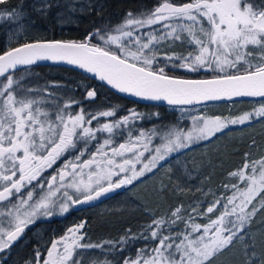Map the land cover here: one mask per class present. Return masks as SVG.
<instances>
[{
	"label": "snow or ice",
	"instance_id": "1",
	"mask_svg": "<svg viewBox=\"0 0 264 264\" xmlns=\"http://www.w3.org/2000/svg\"><path fill=\"white\" fill-rule=\"evenodd\" d=\"M52 6L43 2L39 10ZM5 17L25 30L22 7L0 9V20ZM177 43L182 51L165 50ZM43 61L73 66L84 81L117 93L166 102L191 123L138 130L135 121L142 117L134 109L119 117L118 106L86 109L74 97L64 100L45 87L25 85L32 66ZM177 69L204 78L178 76ZM80 86L83 100L96 99L94 85ZM245 101L253 107L233 114ZM209 105L228 114L209 115ZM256 124H264V0H158L82 40L26 41L0 50V264H8L13 245L38 220L131 191L187 152L234 127ZM243 155V164L206 205L170 208L118 241L93 242L81 221L43 250L36 247L23 264H217L237 244L243 264H264V239L258 243L252 229L264 215V156ZM165 189L161 184V193ZM130 240L154 243L135 256L107 257L122 253Z\"/></svg>",
	"mask_w": 264,
	"mask_h": 264
},
{
	"label": "flooded vegetation",
	"instance_id": "2",
	"mask_svg": "<svg viewBox=\"0 0 264 264\" xmlns=\"http://www.w3.org/2000/svg\"><path fill=\"white\" fill-rule=\"evenodd\" d=\"M5 33L0 34V50L6 47H15L27 40L22 38L13 42L6 39ZM31 42V41H28ZM83 75L75 70L62 66L53 65H35L32 66V73L28 74L23 83L33 88L45 87L50 92H54L58 97L67 100L74 97L83 102L86 109L96 110L103 109V86L98 82L84 81ZM91 84L96 87L97 96L94 101H85L84 88L81 83ZM154 107L155 112L163 111L170 115H165L157 118L156 121H167L175 119L174 108L169 107ZM75 108V106H74ZM135 109L134 107L127 109ZM163 109V110H159ZM172 111V112H169ZM103 119V118H102ZM95 124V122H93ZM142 128V127H141ZM52 170L49 169V172ZM48 173H45L47 175ZM139 184V183H138ZM195 187V186H194ZM119 195H110L105 200L93 202L91 204L80 205L73 208L64 216H54L51 219L38 220L35 225L30 226L25 230V234L18 240L11 250L8 264H23L26 258L34 254V249L40 247L41 250L49 246V242L53 237H59L64 234L68 227L86 221L85 231L93 242L102 241L104 239L119 240L128 229L132 233H137L143 230V227L151 223L153 217H159L168 212L170 208H175L178 205H184L186 208L195 204V195L187 194L185 199L181 196L166 197L165 193L161 195L162 205L152 207L151 204L143 201L142 197L137 194L128 195V190H118ZM145 200V199H144ZM149 202H151L149 200ZM129 212V217L125 215ZM110 219V221H109ZM154 243L146 240H130L128 244L123 246L122 253L108 252L106 253L109 259L118 260L122 256H135L137 249L145 245Z\"/></svg>",
	"mask_w": 264,
	"mask_h": 264
},
{
	"label": "trees",
	"instance_id": "3",
	"mask_svg": "<svg viewBox=\"0 0 264 264\" xmlns=\"http://www.w3.org/2000/svg\"><path fill=\"white\" fill-rule=\"evenodd\" d=\"M39 0H7L6 4L0 5V9H18L23 8L24 18L22 23H27L35 27V37L27 41L37 40H82L84 36L92 31V29L100 27L104 24L116 25L121 22L128 11L134 13L141 10L151 9L158 3V0H92L83 12L75 14L73 20L64 19V12L71 11L76 4L75 0H47L53 6L50 9L38 10L37 2ZM14 21L8 20L6 17L0 20V34L5 33L9 28L16 27ZM178 76H190L192 78H204V74H186L183 70L177 69L174 73ZM91 81V80H89ZM103 109H107L110 105L118 106L117 116L122 117L127 114V109L134 107L135 111L141 114V119L135 121L134 127L140 129L146 127L156 119L162 116L170 115L163 111H158V117H152L154 107L148 105H140L121 98L107 88L103 87ZM163 110V109H159ZM116 117L110 118L115 119ZM255 145L250 147L251 143L240 145L237 151L231 154V158L237 163L244 161V153H250V158H257L261 154L264 155V138L257 137ZM254 156V157H253ZM232 166L227 169L218 171L214 176H202L195 181V204L199 202L206 203L211 200V193L219 194L223 191L222 185L227 183L225 178L227 173L232 171ZM205 193H208L207 195ZM197 222L203 223L202 218H197Z\"/></svg>",
	"mask_w": 264,
	"mask_h": 264
},
{
	"label": "rangeland",
	"instance_id": "4",
	"mask_svg": "<svg viewBox=\"0 0 264 264\" xmlns=\"http://www.w3.org/2000/svg\"><path fill=\"white\" fill-rule=\"evenodd\" d=\"M47 0H39L37 2V8L40 9V5ZM76 4L73 6V13L71 11H65L64 19L73 20L75 14L83 12L89 5L92 4V0H75ZM25 25L24 31H19L17 26L9 28L5 34L6 39L9 42L16 40L32 39L35 37V27L30 24L23 23ZM166 51H182V46L177 43L175 48L165 49ZM258 106V105H257ZM253 107V103L245 101L239 103L233 110V114L250 110ZM172 112V111H169ZM175 112V113H174ZM209 115L213 114H228V110L224 107H214L209 105L207 108ZM175 119H168L167 121H153L146 127L140 128L143 130H151L152 128H160L162 125H171L174 122H180L182 125H190L189 119L181 120V113L178 109L173 111ZM155 110L152 113V117L157 118ZM187 114H185L186 116ZM139 130V129H138ZM264 138V124H256L254 127H245L241 130L240 127H234L229 135L221 137L215 143L209 144L204 147H197L192 151L187 152L180 157L179 161H172L168 168L161 170L157 175L151 176L144 180L143 183H139L131 191L126 194H137L142 197L143 201H146L152 207H160L162 205L161 195L165 193L166 197H179L185 199L186 195H195V181H198L202 176H215L218 171L231 167L236 169L240 167L244 161L240 164L235 162L231 158V154L235 153L240 145L251 143L255 138ZM264 156V155H260ZM259 156V157H260ZM254 157V156H253ZM257 157V158H259ZM170 169V170H169ZM185 169L187 171H185ZM232 169V170H233ZM190 171L191 175L187 172ZM228 175V173H227ZM226 175V179H227ZM161 184L166 186V189L161 193ZM192 197V196H191ZM145 199V200H144ZM149 200L151 202H149ZM129 217V212L125 217ZM110 221V219H109ZM253 234L257 238L259 243L264 239V215L258 214L252 225ZM242 245L237 244L232 252L225 257H221L217 260V264H243V256L241 252Z\"/></svg>",
	"mask_w": 264,
	"mask_h": 264
},
{
	"label": "water",
	"instance_id": "5",
	"mask_svg": "<svg viewBox=\"0 0 264 264\" xmlns=\"http://www.w3.org/2000/svg\"><path fill=\"white\" fill-rule=\"evenodd\" d=\"M38 65L62 66V67L70 68L72 70H75V71L83 74L82 70H79V69H77V68H75L73 66H69V65H66V64H57V63H53V62L43 61V62H40ZM94 81H96V80H94ZM96 82H98V81H96ZM98 83L100 84V82H98ZM104 87L107 88L112 93H114L115 95H118L119 97H122L124 99H127L128 101H131V102H134V103H137V104H140V105H152V106H159V107H173V106L167 105L166 102L142 100V99H139V98H136V97L128 96L126 94L117 93L115 90H112V89H110L107 86H104ZM106 198L107 197L101 198V200H105Z\"/></svg>",
	"mask_w": 264,
	"mask_h": 264
}]
</instances>
